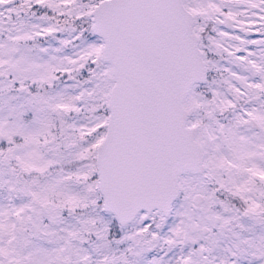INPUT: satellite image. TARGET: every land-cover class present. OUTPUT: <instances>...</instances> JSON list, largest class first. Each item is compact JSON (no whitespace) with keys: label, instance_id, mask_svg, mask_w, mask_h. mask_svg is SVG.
Instances as JSON below:
<instances>
[{"label":"snow or ice","instance_id":"6c2138e0","mask_svg":"<svg viewBox=\"0 0 264 264\" xmlns=\"http://www.w3.org/2000/svg\"><path fill=\"white\" fill-rule=\"evenodd\" d=\"M0 264H264V0H0Z\"/></svg>","mask_w":264,"mask_h":264}]
</instances>
